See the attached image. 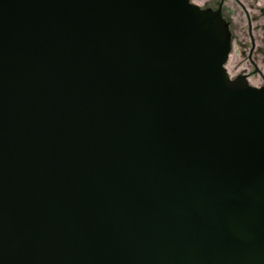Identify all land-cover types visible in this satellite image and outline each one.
<instances>
[{
  "label": "water",
  "instance_id": "obj_1",
  "mask_svg": "<svg viewBox=\"0 0 264 264\" xmlns=\"http://www.w3.org/2000/svg\"><path fill=\"white\" fill-rule=\"evenodd\" d=\"M190 0H0V264H264V85Z\"/></svg>",
  "mask_w": 264,
  "mask_h": 264
},
{
  "label": "flooded vegetation",
  "instance_id": "obj_2",
  "mask_svg": "<svg viewBox=\"0 0 264 264\" xmlns=\"http://www.w3.org/2000/svg\"><path fill=\"white\" fill-rule=\"evenodd\" d=\"M190 2L202 9L221 11L231 31V44L238 38L236 26H247L248 36L243 37L245 36V41L250 45L248 61L251 67L249 71H244L238 76L246 75L250 80L259 74L264 81V73L258 66L259 62L264 63V0H190ZM256 26H260V34Z\"/></svg>",
  "mask_w": 264,
  "mask_h": 264
},
{
  "label": "rangeland",
  "instance_id": "obj_3",
  "mask_svg": "<svg viewBox=\"0 0 264 264\" xmlns=\"http://www.w3.org/2000/svg\"><path fill=\"white\" fill-rule=\"evenodd\" d=\"M256 27L258 33L260 34V26ZM236 29L238 38L232 42L231 52L229 54L228 61L225 64V67H227L228 74L231 78H236L238 74L244 71H249V68L251 67V63L248 61L250 45L247 41H245V36L243 37V35L248 36L247 26H236ZM258 66L264 73V63L259 62ZM248 83L257 87L264 85V81L259 74L248 80Z\"/></svg>",
  "mask_w": 264,
  "mask_h": 264
}]
</instances>
